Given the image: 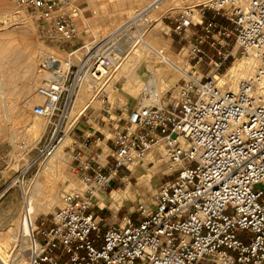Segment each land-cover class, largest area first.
Wrapping results in <instances>:
<instances>
[{
  "label": "built area",
  "instance_id": "1",
  "mask_svg": "<svg viewBox=\"0 0 264 264\" xmlns=\"http://www.w3.org/2000/svg\"><path fill=\"white\" fill-rule=\"evenodd\" d=\"M17 2L44 26L32 112L50 125L51 155L66 136L76 93L85 87L91 98H105L133 23L79 46L90 33L78 23L79 5ZM179 2L167 27L190 42L191 72L160 104H103L111 132L94 146L79 141V184L63 191L49 224L32 225L28 264H264V95L257 93L264 84L218 85L238 57L264 66V0ZM153 148L162 164L150 200L108 224L95 211L96 194L120 189L126 172L154 167Z\"/></svg>",
  "mask_w": 264,
  "mask_h": 264
},
{
  "label": "rangeland",
  "instance_id": "2",
  "mask_svg": "<svg viewBox=\"0 0 264 264\" xmlns=\"http://www.w3.org/2000/svg\"><path fill=\"white\" fill-rule=\"evenodd\" d=\"M69 1L74 5H79L82 12H80L78 23L83 28L88 27L90 31V33L83 36V39H81V41L78 43L79 46L82 44V41L87 42L93 38L94 41L97 42L108 36L113 30L133 23V26L128 28L127 35L123 37L122 41L125 47L124 55L127 52L128 55L121 67L114 73L113 81L111 82L109 89L105 92V98L103 99L104 96H97L92 98L94 101L92 99H90V101L89 99L86 100V103L91 104L83 113V115H81L80 119L75 123L70 122L68 115V119L65 124L66 136L62 141L63 143L67 141L68 142L62 146V150L57 154L56 160L58 161L55 160V163L56 166L59 165V167L54 168V170L50 173V182L48 181L46 185H44L42 180L44 175L43 172L49 164L50 158L54 155H48L45 151L49 137L51 136V131L49 123L45 119L36 118L32 112L33 105L36 103V85L41 76V70L38 64L37 56L38 52L41 49L46 48L48 45L41 37L44 26L41 20H38V17L32 12L22 11L17 0H0V46L4 45L6 40L12 41V37L5 39L3 33H8V35H11L10 33L17 32L19 43H22V41L25 40L30 43L32 48V54L27 58L23 57L22 52L16 47L15 42L11 44V46H14L15 48V53H7V51L0 53V83L4 85L5 97L7 99L6 101L8 103L9 110L8 113L0 100V231L4 232V230H6L5 232H7V239L9 240V242L7 240L8 246H6V248L4 247V250L8 251H6L8 255L7 264H28L27 249L26 251L21 250V241L19 240V225L17 223L15 224V221L22 216L21 211L25 197L24 190H27L26 192L29 193L28 195L30 197L32 196V201L35 203L36 213L35 217L33 218V224L40 226L43 222L46 225L49 224L54 211L60 205L61 195L65 190L63 187V181H68L71 186H76L79 184L80 178L79 174L76 172L79 162L75 160V157L78 155V153H80L81 149L79 140L75 139L74 137V126H76L80 121H85L88 122L91 132L98 129L109 136L111 129L108 128V126L104 127L103 122V120L107 121L108 117L104 111H100L104 103L110 102L113 104V106H120L125 103H128L131 106H140L146 104L143 102V99L147 98L148 95L144 91H141L137 95H131L125 91L124 86V83L130 81L131 79L129 73L127 75L125 72V67L132 62L133 57L131 56L134 54L139 40L141 41L142 45H144V47L149 49V51L152 53L155 52L156 54L160 55L159 49H161L167 51L170 54V65L172 64L171 66L173 68H177L176 71L179 70L181 73V76L177 82H179V80H183V78L186 77L187 72H191L188 59L184 63L178 61V58H180L182 54H185L186 58L189 56L190 42L171 35L169 33V28L167 27L169 18L166 16L169 15L170 11L175 10L177 6H179V0H167V3L165 2L164 5H169L168 2H170L172 6L170 9L165 10L161 8L164 3L163 1L165 0H160V2H158L160 4L159 7H157L158 3L156 4L154 0H140V7L136 8L131 13L119 14L114 20H112L111 12L115 9H119L129 0ZM103 3L105 6L103 9H101L100 6ZM5 13H9L7 14L9 16L12 14V19H15L6 26V23L2 22L3 24H1V16H3L2 14L5 15ZM84 17L87 18V20L84 19ZM152 38L153 40L158 41V45L152 42ZM84 51L85 49L82 48L78 53L81 54ZM177 55L179 56L177 57ZM171 58L173 59L171 60ZM16 59L18 60L17 63H15ZM238 59L241 58L238 57ZM228 67L221 71V75L226 74ZM16 75L17 77L14 79ZM28 79L31 80L33 87L30 89V91L23 92L22 88L26 85V81ZM83 88L82 90L84 92L86 91L87 95L90 96L87 89L85 87ZM173 89L174 86L169 88L170 91ZM166 96L167 95H164V98ZM94 102L95 105H97L96 107L93 106ZM35 118L37 122L40 120L45 121L46 124H48L45 133L43 132L44 134H42L37 141H34V139H37L34 134L30 133V135L29 132L25 130V126L35 120ZM61 135L63 134L61 133L60 136ZM97 136L100 135L97 134ZM62 142H60L58 145L57 150H60L59 147L63 144ZM100 145L105 148L104 143H101ZM156 161L158 162L157 158ZM155 164L156 163L154 162L153 165ZM161 164V162H158V166L155 169H151L152 166L146 165L140 167L139 169L141 170L137 171L136 174H134L128 180L131 184V189L128 191V193H126V195L120 201L113 205L109 203L105 208L96 205V213L105 218V222L108 224L119 223L124 216L133 214L132 212L134 211V208L137 207L141 199L146 201L150 200L152 190L148 181L139 180L138 174L140 172L145 174L150 173L153 175V179L157 177L158 184L160 182L159 170ZM130 173L126 172L124 175H121V177ZM51 180L57 182L58 190L60 189V201L58 204L49 205V190L47 189H49ZM124 186L125 182L123 183V181H121L119 187L123 188ZM113 189L118 188L115 185ZM110 191L112 190H109L108 194H111ZM105 197L109 198V195H106ZM9 227L10 229L12 228V231L10 230L11 233L8 232ZM27 242H29V238Z\"/></svg>",
  "mask_w": 264,
  "mask_h": 264
},
{
  "label": "bare ground",
  "instance_id": "3",
  "mask_svg": "<svg viewBox=\"0 0 264 264\" xmlns=\"http://www.w3.org/2000/svg\"><path fill=\"white\" fill-rule=\"evenodd\" d=\"M154 1L156 2V4L158 2H160V0H154ZM163 2L164 3L161 6V8H163L164 10L171 8L172 4L170 2H168L169 5H164L165 2L167 3V0H165ZM140 5H141L140 0H129L128 2L124 3L119 9H115L111 12L112 20H114L119 14L133 12L136 8L140 7ZM104 6H105L104 3L101 4V6H100L101 9H103ZM159 6H160V4L158 3L157 7H159ZM81 12H82V10H81ZM7 14H9V13H7ZM7 14L5 13V15L2 14L3 16H1L2 17L1 24L6 23L5 26L8 25V23H10L11 21L15 20V19H12V17H11L12 14L10 16ZM22 16H24V15H22ZM84 19L87 20V18H85V17H84ZM7 27H9V26H7ZM105 31H107V30H105ZM10 34L11 35H8V33H3V35L5 36V39L8 37H12V41L6 40V43L4 45L0 46V53L4 52V51H7V53L8 52L15 53L14 46L13 47L11 46V44L15 42L16 47L20 49L24 58H27L28 56H30L32 54V52H31L32 48L30 46V43L25 41V40L22 41V43L21 42L19 43V38H18L17 32H13ZM23 34H26V33H23ZM152 42H154V44L158 45V41L153 40V38H152ZM80 50L81 49L77 50V52H79ZM181 52H183V51H181ZM159 53H160V55L156 54L155 52L152 53L151 51H149V49L144 47V45H142L141 41L139 40V42L137 44V48L135 49L134 54L131 56V57H133L132 62L129 63L127 66L125 64L126 67L124 66L125 72L127 73V75L129 73V76H131L130 81H127V82L125 81L126 83H124L125 91L131 95H137L141 91L146 90L148 97L143 99V102L146 103V104H143L145 106L153 105V104H160L161 98L163 97V95L169 90L170 87H173L178 83L177 81L181 76V73L179 72V70L176 71L177 68H173L171 66L172 64L170 65V62H171L170 61V57H171L170 54L167 51H164L161 49H159ZM178 56L179 55H177V57ZM172 59L173 58H171V60ZM187 59H188V57L186 58L185 54H182L180 56V58H178V61L181 63H184L187 61ZM17 62H18V60L16 59L15 63H17ZM261 67H262L263 71L259 72V69ZM255 72L257 74H254ZM151 75H154L155 78L150 80V82H149V76H151ZM258 75H259V77L257 78L256 76H258ZM25 76H23V77H25ZM16 77H17V75L14 77V79H16ZM25 78H27V77H25ZM245 80L251 81L253 83H257L258 81H260V83L264 84V66H262L260 61H257L254 57H249L246 59H237L235 62H233L228 67L226 74L222 75V77L219 76L218 85L219 86L224 85L228 89L236 90L238 88V86L240 85V83L245 81ZM32 87H33L32 82L30 79H28L26 81V85L22 88V91L28 92V91H30V89ZM261 88H262V86H261ZM261 88H259L257 90V91H259L257 93L264 95V90L262 91ZM88 99L90 101V99H92V98L90 96H88L87 92L86 91L84 92L82 90V88H81V90H79L76 93V97L73 100L72 108H71L70 114H69V118H70L71 123L77 122L80 119L81 115H83V113L86 111V109L90 106L91 103L90 104L86 103V100H88ZM0 100H1V103H3V106L6 108V111L8 112L9 110H8V103L6 101L7 99L5 97V89H4V85L1 83H0ZM92 100L94 101V99H92ZM95 102H97V101H95ZM95 102L93 103V106L96 107L97 105H95ZM5 115H6V113H5ZM47 125L48 124H46L45 121L39 120L37 122L36 118H35V120H33L27 126H25V128H26L25 130L27 132H29V134L30 133L34 134V136L37 137V139H34V141H37L41 137V135L45 133V130L47 129ZM67 142H64V143L62 142L63 144L59 147L60 150H57L55 153H53L54 155L50 158L49 164L47 165L45 171L43 172L44 175L42 177V180H43L44 185H46V183L48 181L50 182V177H51L50 173L54 170V168L59 167V165L56 166L55 160H56L58 152L62 150V148H63L62 146H64ZM155 156H156V150H155V148H153L151 153L149 154V160L154 161L156 164L151 169H155L158 166V162L156 161ZM56 161H58V160H56ZM139 170H141V169H137V168L133 169L130 174L126 175L123 178V183L125 182V186L123 188L115 189L111 194H106L102 191H99L96 194L97 202L99 201L98 204L102 208H105L108 206L109 203L111 205H113L116 202L120 201L126 195V193H128V191L131 189V184L128 181L129 178L132 177L134 174H136V172ZM142 171H143V169H142ZM56 175H58V174H56ZM152 177H153V175H151L150 173L145 174V173L140 172L138 174L139 180H141V181L146 180L150 183V186L152 189L151 192L153 191V188L157 185V182H158L157 177H155L154 179ZM57 178H60V177H57ZM41 183H42V181H41ZM69 186H71V184H69L68 181H63L64 189L68 188ZM44 190H45V186H44ZM47 190H49V192H48V204L49 205L58 204L60 201V194H59L60 189L58 190L57 182H54L51 180V183L49 184V189H47ZM26 191L27 190H24L25 197L23 200V206H22V211H21L22 216L15 221V224L17 223L19 225V230H20L19 231V233H20L19 240L21 241L20 247H21V250H23V251H26V249H27V245H28L27 241H28L29 235L31 234V231H32V225L34 222L33 218L35 217V213H36L35 212V203H34V201H32V196L30 197L28 195L29 193ZM106 195H109V198H106L105 197ZM21 213H20V215H21ZM8 229H9L8 232H10V230L12 228L10 229V227H9ZM5 231L6 230H4V232L0 231V264H7V259H8V255H7L8 251L6 250L7 251L6 252L4 250V247L6 248V246H8L7 232H5ZM8 242H9V240H8Z\"/></svg>",
  "mask_w": 264,
  "mask_h": 264
},
{
  "label": "crops",
  "instance_id": "4",
  "mask_svg": "<svg viewBox=\"0 0 264 264\" xmlns=\"http://www.w3.org/2000/svg\"><path fill=\"white\" fill-rule=\"evenodd\" d=\"M101 130H94L93 132L90 131V126L88 125V122L80 121L77 123L74 129V137L75 139L82 142L84 139L89 138L92 142V145L95 143V140L97 138H101ZM99 134L100 136H97ZM94 146V145H93Z\"/></svg>",
  "mask_w": 264,
  "mask_h": 264
}]
</instances>
